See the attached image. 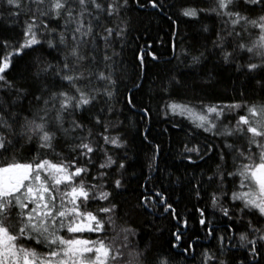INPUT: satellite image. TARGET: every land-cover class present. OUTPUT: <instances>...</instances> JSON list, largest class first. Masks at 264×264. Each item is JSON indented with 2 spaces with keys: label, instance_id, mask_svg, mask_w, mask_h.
<instances>
[{
  "label": "snow or ice",
  "instance_id": "6c2138e0",
  "mask_svg": "<svg viewBox=\"0 0 264 264\" xmlns=\"http://www.w3.org/2000/svg\"><path fill=\"white\" fill-rule=\"evenodd\" d=\"M134 4L141 11L165 10L162 0ZM129 11L130 0H0V31L19 29L22 37H0V264H176L173 253L197 259L193 242L182 247L189 221L176 206L184 197L181 178L172 203L159 188L145 194L159 145L136 207L121 199L129 165L120 150L128 141L126 117L120 118L123 109L116 104ZM180 15L201 21L209 34L204 51L185 50L191 67L215 55L264 91V0H196L182 6ZM204 20L218 21V29ZM37 48L52 58L37 57L30 75L11 76L14 57ZM148 56L158 59L138 50L142 71ZM172 82L180 81L174 76ZM126 103L135 107L131 94ZM170 114L185 117L193 137H203L184 145L185 159L195 163V154L212 161L189 191L210 202L213 216L218 212L228 221L217 237L219 247L203 248L199 264H229L223 258L226 240L228 251L245 254L236 264H257L264 257V95L172 101L165 105ZM157 206L177 222L169 247H141L140 229L128 220L133 211L152 214ZM197 212L206 238L214 237L217 227L206 208Z\"/></svg>",
  "mask_w": 264,
  "mask_h": 264
},
{
  "label": "trees",
  "instance_id": "16d2710c",
  "mask_svg": "<svg viewBox=\"0 0 264 264\" xmlns=\"http://www.w3.org/2000/svg\"><path fill=\"white\" fill-rule=\"evenodd\" d=\"M146 2V0H145ZM165 5L163 12L147 7L141 11L135 7L134 0H130L131 11L129 17V31L123 49V72L119 84L117 96V108L123 109L121 119H125V139L127 146L120 150V154H127L129 165L125 173L127 192L121 199H126L132 208L136 207L137 198L144 192L141 185L149 176L148 164L155 152V146L159 145V155L156 160V170L151 173V179L147 186L151 194L153 188L165 191L172 203L179 194V186L176 178L180 177L184 184V197L177 206L178 211L185 215L189 221V227L185 229V241L182 244L193 242L196 245L197 259L195 261L185 256H176V264H199V252L203 248L216 250L219 247L217 239L221 231H225L228 223L219 218L217 212L212 215L210 202L206 199L197 200L194 193L189 191V185H195L201 171L207 175L212 161L205 163L192 154L195 163L185 159L184 145L191 146L203 137H193L190 125L185 117L179 115H165V105L172 101L189 102L202 99L205 103L229 102L264 95L256 79H250L242 72H238L233 66L224 65L215 56L206 54L202 64L196 67L190 66V56H186L185 50L192 54L204 51L203 45L209 39L208 33L202 32V23L180 15V8L189 4L195 5L196 0H162ZM172 17V19H169ZM176 23H173V21ZM209 28L218 29L219 22L204 20ZM0 37H10L13 41L22 39L20 30H2ZM173 43L175 48L173 49ZM140 48L146 52H155L158 59L146 57L143 69L138 66L137 53ZM210 48V44H209ZM54 55V53H53ZM37 57L51 59L46 49L37 48L36 51H27L21 56L14 57V70L11 76L19 80L20 76L31 74L36 70ZM177 77L179 83L172 82V77ZM139 84L140 87H135ZM241 93H244L242 96ZM131 94L135 107L126 103V97ZM147 107L150 111L147 115L142 109ZM179 125V127H177ZM27 157L29 154L24 153ZM94 210L96 205H91ZM197 208H206L208 219L217 227L214 237L206 238L205 229L199 223ZM128 211V209H126ZM135 222L140 229L141 247L150 245L153 248L163 245L168 248V241L172 239L170 230L177 223L171 220L169 214L163 213L162 206H157L152 214L142 210L132 212L128 223ZM124 223V221H120ZM183 227L182 225H178ZM239 230V225H233ZM227 235V232H225ZM236 243V239L232 240ZM228 242L225 241L224 259L229 264H236L239 259L246 258L243 250L232 249L228 251ZM176 249L175 252H179ZM264 252V250H262ZM257 264H264L262 257Z\"/></svg>",
  "mask_w": 264,
  "mask_h": 264
}]
</instances>
